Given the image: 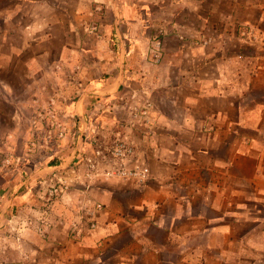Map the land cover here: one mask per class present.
Returning <instances> with one entry per match:
<instances>
[{"label":"clouds","instance_id":"obj_1","mask_svg":"<svg viewBox=\"0 0 264 264\" xmlns=\"http://www.w3.org/2000/svg\"><path fill=\"white\" fill-rule=\"evenodd\" d=\"M33 6L34 0H20L6 22L21 13L36 16ZM109 7L116 10L112 27L129 25L122 108L103 97L93 104V77L99 76L92 73L76 88L86 109L79 123L57 121L44 144L29 147L39 124L24 113L34 102L0 80V96L17 108L16 128L6 134L10 158L0 168L6 179L0 184V264H148L153 255L162 264H264V128H257L264 105L240 119L241 135L222 149L224 141L211 130L223 126L224 117L205 120L182 86L154 98L152 92L168 81L146 70L177 37L194 35L196 55L188 63L193 72L219 79L218 101L210 107L235 118L233 102L247 99L250 87L264 81V0H228L217 30L204 21L195 0H116ZM184 9L195 18L191 25L202 21L203 35L180 22ZM44 11L43 19L37 17L40 27L48 25ZM153 111L169 119L154 121ZM156 131L168 148L156 146ZM20 137L24 168L13 158ZM241 146L244 156L237 154ZM42 151L47 155L41 157ZM56 157L53 170L48 165ZM9 165L14 167L5 171ZM37 182L44 187L32 195Z\"/></svg>","mask_w":264,"mask_h":264},{"label":"crops","instance_id":"obj_2","mask_svg":"<svg viewBox=\"0 0 264 264\" xmlns=\"http://www.w3.org/2000/svg\"><path fill=\"white\" fill-rule=\"evenodd\" d=\"M110 2L116 3V0H34L33 8L41 7L43 9H48V13H46L48 18L47 27H40V25L37 23V17L43 19L45 11L44 14L27 16L29 20L26 21H24L26 17L21 13L19 18H17L16 24L23 25V31H21V33H3L2 35L3 41L7 42L6 44L9 45L12 49H17V52L19 53L17 54L12 51V56L18 57L20 55L26 54V52L29 56H32L31 61L30 59L26 60L27 74L25 75V78L28 79L31 74H34L36 72L35 62L37 56H47L52 54L51 49L45 48L41 51L35 50L34 41L36 40V32H41L42 30H44L42 34H47L46 31L49 30L52 25L59 24L64 25L65 27V31H63L65 37L62 36V39H67L68 37H70L68 36L70 34L77 35V37L74 38H79V31L83 29V26L85 25V27H88L91 25L92 29L94 30L92 31L97 37L101 38L103 41H114L117 46V49L112 48L113 52L108 54V56L114 58L113 60L111 59L106 63L101 61V66L109 67L111 69V72H103L97 75L99 76V79L94 80L93 87L95 88V94L98 95H94L92 98L103 97L104 99L108 100L110 104H116L117 102L115 97L117 95V92L123 85H125L120 78V73L121 70L125 67L126 61L123 59V56L130 50L131 41L127 39L129 28L128 24L117 26L119 28V31H117V28L112 27L111 23H109L110 20L114 23L115 19L117 18L116 10L109 7ZM195 2L200 4L199 10L200 14L204 17V21H206L207 24L213 28V30L220 29V16L221 14L227 12L228 0H195ZM15 6L16 5H13V9L15 8ZM35 10L36 9H34L33 11ZM56 10L60 11L59 15H57ZM146 10L147 9L141 10L140 14L143 15V12ZM187 12L188 9H184V11L180 13V15L183 16V19L180 22L188 23V27L192 29L193 33L203 35L204 32H202L201 27L199 26L202 21H195L196 25H191L195 18L191 15H188ZM128 19L130 20V23H136L134 20H131L130 17H128ZM176 19L179 20L180 18L177 17ZM30 28L36 29L31 33V35H29L27 32V30ZM149 32H151V30H149ZM95 35H93V37ZM146 35H148V33H146ZM42 38L45 39L44 37ZM82 38L85 37H80L79 39L82 40ZM195 38L196 37L194 35L189 34H185L182 39L180 37H177V43L173 42L172 44H170V47L172 48L170 50H166V52L164 53L163 63L155 67L156 70L159 69V71L155 70V72L164 75V67H167L166 76H169L171 73H176L174 77L175 79L180 75L181 72L185 73V75L181 77L179 84L177 83V79L175 80L173 88H175L176 90L177 87L182 86L184 90L187 89L189 101L192 104L196 105V107L202 113H205V120L210 118L220 120L222 116L224 117L223 126L217 124L212 128L211 131L215 139L224 141L221 147L222 149H226L228 146H230V142H232L235 137L241 135L238 131V128L240 126V119H246L247 114L255 111L258 105H264V81L258 82L255 84V86L250 87L249 92L245 93V97L247 99L240 98L233 102L232 107L233 109H235V118H233L232 112H228L227 114H225L218 108H216L215 110L212 109L210 105L212 104V102L218 101V96L215 95V93L218 89L221 88V84L218 78L216 80H213L211 78H206V76L203 74L195 73L192 71V68L194 66L190 65L188 61L192 56L196 55V49L195 47H193V40ZM17 40H19L20 43L16 42ZM127 41L130 42V44L127 46V49L123 46L122 52L121 42L125 44V42ZM80 49V44L78 45L77 43L76 45L74 43L67 42L63 44V46L61 45V52L59 53V55L63 57L61 59H67L65 57H69L72 54L80 55ZM89 51H91L94 55L103 58V54H101L100 52H95L91 48L89 49ZM189 53H191V55H189ZM73 63H71V66ZM76 65H78V62L76 63ZM113 65H116V67H113ZM21 77L24 78V75H22ZM78 82L80 85L84 83L82 81ZM8 84L11 85L10 83ZM29 85L30 83L28 84V86ZM205 92L209 93V95H202V93ZM99 100H97V102ZM240 100H244V103L241 104ZM4 103L5 101L0 99V135L5 133V130L12 131L16 128V122L13 120V116L17 113V109L13 112L12 115H6L3 109ZM65 107L66 110H69L71 108H67L68 105H65ZM72 107L77 112L76 114L79 118H81L80 114L84 113L86 110L84 107V103H81V97L72 103ZM161 115H163L166 120L169 119L166 113L153 111L154 120H157ZM257 120V128H264V109L258 112ZM10 122H12V124ZM155 136L157 137V139L155 140L157 147H169L167 140L161 137L160 131H156ZM172 139L174 140L175 137H172ZM252 139L255 140V137H252ZM0 150H3V148L1 147ZM237 154L239 156L246 155L243 146L237 148ZM61 164H63V162H61ZM70 164L71 161H69L68 165L64 166H70ZM30 165L31 164H29L28 169H31L32 172H35L36 169L34 165ZM48 166L49 168L55 170L59 165L55 163ZM20 167H24V164H20ZM0 176L1 182L5 183L6 179L3 174H0ZM9 178L12 179L14 177ZM19 191L24 193L27 192V190L22 191L21 189H19ZM148 264H162V257L153 255L148 258Z\"/></svg>","mask_w":264,"mask_h":264},{"label":"rangeland","instance_id":"obj_3","mask_svg":"<svg viewBox=\"0 0 264 264\" xmlns=\"http://www.w3.org/2000/svg\"><path fill=\"white\" fill-rule=\"evenodd\" d=\"M19 2L20 0H0V65H3L2 67H0V80L4 81L5 83H10V86H12L18 94L26 93L25 95L20 97V99H23L24 101L31 100L34 102L35 106L25 110L24 113L25 117L28 120H35L39 124V127L37 129H34L32 132V139L28 144V146L31 147L33 144H36L37 146L44 144V138L48 137L49 133L55 131L57 121L66 123L68 120H73L76 123H79L80 118L77 116V114L65 115L66 111L69 113H77L72 107V103L81 97L76 93V88H78L80 85L78 81L84 82L85 78H87V76L92 73H96L97 75L103 73L97 72V69L93 68L91 65L95 63L96 65L101 66V61L106 63L111 59L113 60L114 58L108 56V54L112 53V50L114 48L117 49V46L114 41H103L101 38L97 37L95 33H93L94 30L92 29L91 25L88 27H85L84 25L83 29L79 31L78 37H85L82 38V40H80L79 38H74L77 37V35L72 34L68 35L70 37H68L67 39H62V36L65 37V34L63 33V31H65L64 25H52V27L46 31L49 37L47 34H42L44 32V30H42L41 32L35 33L36 40L34 41L36 51H41L46 48L51 49L52 54L47 56H37L35 62L36 72L34 74H31L27 79L25 78V75L27 74L26 60L30 59L31 61L32 56H29L27 52L26 54L20 55L18 57L12 56V48L7 45V42L3 41L2 38L3 33H21V31H23V25L16 24L17 18H19L20 14L14 16L11 21L6 22L8 13L14 10L13 5L18 4ZM34 9H36L35 12L37 14H44L45 9L41 7H32V11ZM56 12L57 15L60 14L59 10H56ZM26 20L29 19L26 17L24 21ZM93 35H95L96 37H93ZM42 37H44L45 39H43ZM161 40H163V37H161ZM16 42L20 43L19 40H17ZM67 42L74 43L76 45L77 43L78 45L80 44V55L72 54L69 57H65L67 59H61L63 58L61 55H59V53L61 52V45L63 46V44ZM127 42L123 44L126 49L130 44V42ZM151 46V43H149L148 47L151 48ZM87 48H91L95 52H100L101 54H103V58L94 55ZM165 52L166 51H163L161 53L159 61H156V57H153L155 63L154 65L151 63L147 65L146 70L148 73L155 72V67L163 63ZM149 55H151V53H149ZM77 62L78 65H76ZM71 63H73L72 66ZM171 74L169 76H166L163 74L161 75V73H156V79H160L161 76H163V79L167 80L168 84L164 85L161 82L160 87L152 92V96L154 98L158 95L162 96L165 91L169 93L175 92L173 84L176 80L174 78L176 73ZM22 75H24V78L21 77ZM94 80H96L95 76L93 77V81ZM29 83L30 85L28 86ZM130 83L135 84L134 81H130ZM29 87H31V91H27ZM124 90L125 85H123L117 92V95L115 97L117 103L111 104L114 105L117 110L122 108L126 102V100L120 99V94H123ZM2 91L3 89L2 87H0V92ZM185 92L187 93V89H185ZM0 99L4 100L2 96H0ZM91 99L93 104H95L97 103V100L100 99V97H91ZM65 105H68L67 108H71L69 110H66ZM3 109L6 115L10 116L17 108L14 104L5 101V103L3 104ZM115 118L119 120V116H116ZM151 118L152 120H154L153 113L151 114ZM10 123L12 124V122ZM143 123L145 126L147 125L146 120ZM5 131V133L0 135V149L1 147L3 148V150H0V168H3L4 162L10 158L7 151L4 149L6 144V134H10L11 130ZM23 139V137H20L16 140V151L13 154V158L15 159H21L23 155L21 151ZM52 143H55V140H53ZM45 155H47L46 152H40L41 157ZM58 160V157L54 158L49 162V165L57 163ZM21 164H24L22 159ZM29 164L32 165V163L29 162L27 168ZM13 167V165H9L8 169H5V171H8ZM0 184H2L1 179ZM43 187L44 185L42 183L37 182L33 186L32 195H35L36 192ZM20 189L22 191L26 190L23 187H21Z\"/></svg>","mask_w":264,"mask_h":264},{"label":"built area","instance_id":"obj_4","mask_svg":"<svg viewBox=\"0 0 264 264\" xmlns=\"http://www.w3.org/2000/svg\"><path fill=\"white\" fill-rule=\"evenodd\" d=\"M160 55H161V54H160ZM159 60H160V56H159V58H158V59L156 58V61H159Z\"/></svg>","mask_w":264,"mask_h":264}]
</instances>
